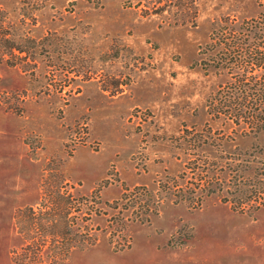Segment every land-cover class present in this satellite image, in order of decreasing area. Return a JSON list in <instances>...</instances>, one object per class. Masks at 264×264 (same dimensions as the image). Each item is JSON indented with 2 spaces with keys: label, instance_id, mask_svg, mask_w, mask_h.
Returning <instances> with one entry per match:
<instances>
[{
  "label": "rangeland",
  "instance_id": "rangeland-1",
  "mask_svg": "<svg viewBox=\"0 0 264 264\" xmlns=\"http://www.w3.org/2000/svg\"><path fill=\"white\" fill-rule=\"evenodd\" d=\"M262 12L0 0V264H264V133L209 110L207 64Z\"/></svg>",
  "mask_w": 264,
  "mask_h": 264
},
{
  "label": "trees",
  "instance_id": "trees-1",
  "mask_svg": "<svg viewBox=\"0 0 264 264\" xmlns=\"http://www.w3.org/2000/svg\"><path fill=\"white\" fill-rule=\"evenodd\" d=\"M225 22L211 39L215 53L207 64L227 70L230 79L219 89V97L209 101V110L251 124L256 134L264 133V12L240 23ZM257 71L263 73L253 74ZM203 181L197 182L195 194L205 190ZM207 185L212 186V180L208 179ZM30 211L34 214L32 208ZM84 242L87 239L79 244Z\"/></svg>",
  "mask_w": 264,
  "mask_h": 264
}]
</instances>
